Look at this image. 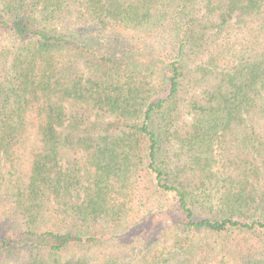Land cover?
Returning a JSON list of instances; mask_svg holds the SVG:
<instances>
[{
	"label": "trees",
	"instance_id": "trees-1",
	"mask_svg": "<svg viewBox=\"0 0 264 264\" xmlns=\"http://www.w3.org/2000/svg\"><path fill=\"white\" fill-rule=\"evenodd\" d=\"M0 264H264V0H0Z\"/></svg>",
	"mask_w": 264,
	"mask_h": 264
},
{
	"label": "rangeland",
	"instance_id": "rangeland-1",
	"mask_svg": "<svg viewBox=\"0 0 264 264\" xmlns=\"http://www.w3.org/2000/svg\"><path fill=\"white\" fill-rule=\"evenodd\" d=\"M147 225L153 227V228H156V227H161L163 222L160 221V219H155V220H147Z\"/></svg>",
	"mask_w": 264,
	"mask_h": 264
}]
</instances>
